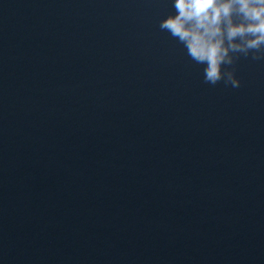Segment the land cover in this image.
<instances>
[{"label": "water", "instance_id": "95a60500", "mask_svg": "<svg viewBox=\"0 0 264 264\" xmlns=\"http://www.w3.org/2000/svg\"><path fill=\"white\" fill-rule=\"evenodd\" d=\"M173 2L0 0V264H264V60L206 84Z\"/></svg>", "mask_w": 264, "mask_h": 264}, {"label": "clouds", "instance_id": "9594fccd", "mask_svg": "<svg viewBox=\"0 0 264 264\" xmlns=\"http://www.w3.org/2000/svg\"><path fill=\"white\" fill-rule=\"evenodd\" d=\"M172 7L159 27L203 66L206 84L237 88L236 62L264 60V0H174Z\"/></svg>", "mask_w": 264, "mask_h": 264}]
</instances>
